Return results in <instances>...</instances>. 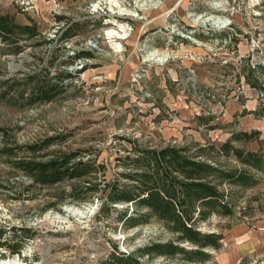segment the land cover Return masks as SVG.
Returning a JSON list of instances; mask_svg holds the SVG:
<instances>
[{
	"label": "rangeland",
	"instance_id": "rangeland-1",
	"mask_svg": "<svg viewBox=\"0 0 264 264\" xmlns=\"http://www.w3.org/2000/svg\"><path fill=\"white\" fill-rule=\"evenodd\" d=\"M263 123L264 0H0V264H264ZM147 188L218 246L116 199Z\"/></svg>",
	"mask_w": 264,
	"mask_h": 264
},
{
	"label": "trees",
	"instance_id": "trees-1",
	"mask_svg": "<svg viewBox=\"0 0 264 264\" xmlns=\"http://www.w3.org/2000/svg\"><path fill=\"white\" fill-rule=\"evenodd\" d=\"M37 97L47 100L51 97V94L41 91ZM77 165L79 166L80 164ZM77 165L68 167L67 159L62 158L61 160H54L47 163H29L26 165L25 170L28 175L38 182L45 184H55V182H59L64 178L84 175V169L79 168ZM182 185L192 188V196L204 205L206 204L211 207V205L213 206V204L217 203L218 193L213 187L207 184H199L196 182ZM116 199L127 202L136 199L139 205L150 208L153 213L172 219L175 229L179 230L190 243L192 242L199 248H205L206 246L214 248L219 244L216 235L213 233L202 234L199 231L193 229L191 225L189 226L186 223V219H184L176 209L177 206H179L177 203L178 200L176 199L175 195L169 193V189H167L165 193L162 194L160 191L147 188L137 192V194H123L116 197ZM19 231H21L19 234L22 239H27V237L30 236L28 234V229L26 230L20 228ZM3 237L4 235L0 231V240L3 239ZM14 251L18 252L17 249H14ZM102 264L141 263L136 261L133 257H121L116 259L114 256H112L111 258H107L106 261H103Z\"/></svg>",
	"mask_w": 264,
	"mask_h": 264
},
{
	"label": "crops",
	"instance_id": "crops-1",
	"mask_svg": "<svg viewBox=\"0 0 264 264\" xmlns=\"http://www.w3.org/2000/svg\"><path fill=\"white\" fill-rule=\"evenodd\" d=\"M230 109H231V111L229 112V116L232 114V113H235V106L233 105H231V107H230ZM247 121V125H245V126H255V127H258L259 125H260V123L259 124H257L258 123V121H256V122H254V123H256L255 125L252 123V121H248V120H246ZM264 128V123H263V125H262V129Z\"/></svg>",
	"mask_w": 264,
	"mask_h": 264
},
{
	"label": "bare ground",
	"instance_id": "bare-ground-1",
	"mask_svg": "<svg viewBox=\"0 0 264 264\" xmlns=\"http://www.w3.org/2000/svg\"><path fill=\"white\" fill-rule=\"evenodd\" d=\"M111 35H115L116 37H118V38H123L124 37V34H121V33H116V32H112V31H109L108 32V36H111ZM116 48H117V46H116ZM12 65V67H13V69H17L18 68V66L16 65V64H11Z\"/></svg>",
	"mask_w": 264,
	"mask_h": 264
},
{
	"label": "built area",
	"instance_id": "built-area-1",
	"mask_svg": "<svg viewBox=\"0 0 264 264\" xmlns=\"http://www.w3.org/2000/svg\"><path fill=\"white\" fill-rule=\"evenodd\" d=\"M80 68H81V66L77 67V69H80Z\"/></svg>",
	"mask_w": 264,
	"mask_h": 264
}]
</instances>
